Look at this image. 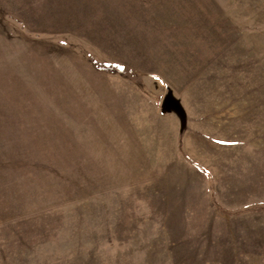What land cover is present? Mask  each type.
Listing matches in <instances>:
<instances>
[{
  "label": "rangeland",
  "instance_id": "374dc122",
  "mask_svg": "<svg viewBox=\"0 0 264 264\" xmlns=\"http://www.w3.org/2000/svg\"><path fill=\"white\" fill-rule=\"evenodd\" d=\"M0 264H264V0H0Z\"/></svg>",
  "mask_w": 264,
  "mask_h": 264
},
{
  "label": "trees",
  "instance_id": "16d2710c",
  "mask_svg": "<svg viewBox=\"0 0 264 264\" xmlns=\"http://www.w3.org/2000/svg\"><path fill=\"white\" fill-rule=\"evenodd\" d=\"M95 65L100 68V69H105L111 73H118V74H122V75H127L128 73L132 72L131 69H127L126 66L121 65L119 63H110V62H95Z\"/></svg>",
  "mask_w": 264,
  "mask_h": 264
}]
</instances>
